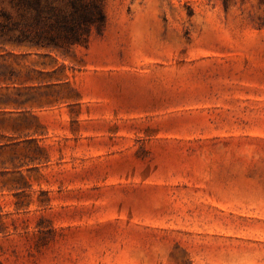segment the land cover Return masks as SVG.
I'll list each match as a JSON object with an SVG mask.
<instances>
[{
	"label": "rangeland",
	"instance_id": "rangeland-1",
	"mask_svg": "<svg viewBox=\"0 0 264 264\" xmlns=\"http://www.w3.org/2000/svg\"><path fill=\"white\" fill-rule=\"evenodd\" d=\"M222 1L0 47V264H264V0Z\"/></svg>",
	"mask_w": 264,
	"mask_h": 264
},
{
	"label": "trees",
	"instance_id": "trees-1",
	"mask_svg": "<svg viewBox=\"0 0 264 264\" xmlns=\"http://www.w3.org/2000/svg\"><path fill=\"white\" fill-rule=\"evenodd\" d=\"M104 1L0 0V47L66 52L83 45L104 26Z\"/></svg>",
	"mask_w": 264,
	"mask_h": 264
}]
</instances>
